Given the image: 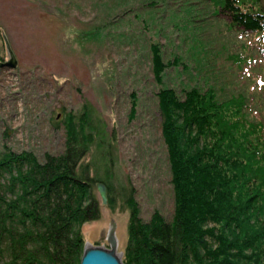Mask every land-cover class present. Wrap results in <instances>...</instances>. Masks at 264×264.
<instances>
[{
    "label": "trees",
    "instance_id": "16d2710c",
    "mask_svg": "<svg viewBox=\"0 0 264 264\" xmlns=\"http://www.w3.org/2000/svg\"><path fill=\"white\" fill-rule=\"evenodd\" d=\"M201 4L210 20L228 17L233 40ZM174 9L169 44L187 54L174 48L165 59L157 42L150 51L175 208L171 221L154 214L137 226L127 198L125 261L264 264V0H182ZM74 140L42 162L29 151L0 154V193L10 192L0 194V264H80V226L98 215L91 188L103 181L80 164L93 140Z\"/></svg>",
    "mask_w": 264,
    "mask_h": 264
},
{
    "label": "rangeland",
    "instance_id": "374dc122",
    "mask_svg": "<svg viewBox=\"0 0 264 264\" xmlns=\"http://www.w3.org/2000/svg\"><path fill=\"white\" fill-rule=\"evenodd\" d=\"M181 2L0 0V61L9 59L5 38L17 58L16 67L0 68V154L29 151L42 162L45 154L64 152L71 138L93 140L80 164L103 182L91 188L99 211L80 226L82 252L86 244L110 249L106 237L114 224L116 254L127 264L130 195L137 226L154 214L172 220L175 186L161 135L150 45L162 43L165 59L174 48L187 54L169 44L178 36L169 23L177 19L173 11ZM201 7L224 40H233L225 26L228 17L221 13L210 20L213 9ZM5 181L1 178L0 186ZM97 183L106 186L105 204ZM0 194L10 196L7 189Z\"/></svg>",
    "mask_w": 264,
    "mask_h": 264
},
{
    "label": "water",
    "instance_id": "95a60500",
    "mask_svg": "<svg viewBox=\"0 0 264 264\" xmlns=\"http://www.w3.org/2000/svg\"><path fill=\"white\" fill-rule=\"evenodd\" d=\"M7 52H8V60L0 61V68L6 67V68H14L17 65V58L15 57V54L11 48V46L8 45V42L5 38ZM97 188L99 191V194L102 198L103 204H105L107 196H106V186L102 183H97ZM106 240H108V243L110 245V249H103L101 247H92L89 244L85 245V248L83 250L82 257L80 259V264H124L123 261H121L116 254V246H117V239L115 237V228L114 224H111Z\"/></svg>",
    "mask_w": 264,
    "mask_h": 264
}]
</instances>
